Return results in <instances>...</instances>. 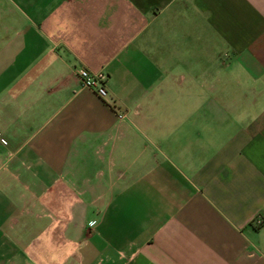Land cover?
<instances>
[{
  "label": "crops",
  "instance_id": "obj_1",
  "mask_svg": "<svg viewBox=\"0 0 264 264\" xmlns=\"http://www.w3.org/2000/svg\"><path fill=\"white\" fill-rule=\"evenodd\" d=\"M0 138V264H264V0H0Z\"/></svg>",
  "mask_w": 264,
  "mask_h": 264
},
{
  "label": "built area",
  "instance_id": "obj_2",
  "mask_svg": "<svg viewBox=\"0 0 264 264\" xmlns=\"http://www.w3.org/2000/svg\"><path fill=\"white\" fill-rule=\"evenodd\" d=\"M77 74L81 81V84L84 87L91 89L101 98H104L107 95V91L104 84L105 74L103 72H91L86 68H79ZM123 116V113L117 114L118 118H122ZM0 142L4 144L5 140L3 138H0Z\"/></svg>",
  "mask_w": 264,
  "mask_h": 264
}]
</instances>
